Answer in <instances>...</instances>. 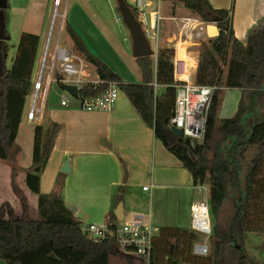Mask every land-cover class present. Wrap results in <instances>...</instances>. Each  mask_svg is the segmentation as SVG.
Masks as SVG:
<instances>
[{"label": "trees", "instance_id": "obj_1", "mask_svg": "<svg viewBox=\"0 0 264 264\" xmlns=\"http://www.w3.org/2000/svg\"><path fill=\"white\" fill-rule=\"evenodd\" d=\"M182 4L205 23H215L217 36L211 48L203 47L198 62V85L217 86L211 101L205 136L201 143L181 138L171 145L163 134L170 129L177 86L182 84L175 78L174 50L161 49L157 59L153 56L135 59L142 74L140 83H130L115 73L106 63L86 49L81 38L68 25L66 32L74 45V52L91 65L102 85H85L79 98H70L68 108L81 109L86 98L102 94L109 82L119 83L123 92L143 121L153 129L155 137L167 151L174 155L181 166L193 178V184L209 185V204L214 218L211 256L193 254L196 233L179 228H161L154 239L150 264H228L223 240L229 239L230 248L245 254L244 243L248 234L264 235V116L255 123L248 136L245 134L243 101L245 95L254 96L264 102V15L248 32L246 46L234 36L231 26V11L214 9L208 0H170ZM131 9V8H130ZM132 13L136 16L134 9ZM6 14V10L4 11ZM7 34V33H6ZM8 36V35H7ZM9 45L4 44L3 54L7 58ZM225 68V72L222 71ZM154 84L158 85L155 91ZM55 94L48 99L47 108L63 107L65 95L62 83H55ZM242 91V100L235 118L219 121L218 114L224 89ZM31 90V79L7 71L0 79V160H14L20 152L16 144L23 108ZM61 126L50 119L37 126L33 161L26 172L25 183L38 195L39 219L5 218L0 213V264H110V256L120 254L115 232L118 223L114 214L105 222L113 234L101 242H94L82 232L83 222L65 207L62 181L59 179L50 195L39 192V177L43 172ZM232 140L227 154L215 145V133ZM245 169V172L242 169ZM243 173V174H242ZM16 170H12L11 182L15 191ZM237 198V200H235ZM233 199L235 215L227 227L222 220L226 201ZM238 200H245L241 205ZM26 203L25 198H22ZM243 209V211H242ZM238 233L237 240L231 234ZM182 247L181 259L176 257ZM171 247H173L171 252ZM252 264H264L250 257Z\"/></svg>", "mask_w": 264, "mask_h": 264}, {"label": "crops", "instance_id": "obj_2", "mask_svg": "<svg viewBox=\"0 0 264 264\" xmlns=\"http://www.w3.org/2000/svg\"><path fill=\"white\" fill-rule=\"evenodd\" d=\"M208 1L214 9L231 11V26L235 39L246 46L248 32L263 18L264 0ZM68 4L69 0H65L62 6L61 15L64 16L60 21V33H65L66 26L69 25L81 38L88 52L111 68L101 57L102 50L96 47L98 41H104L103 49L107 52L112 51L113 40L109 41L112 35L104 22L110 6L109 0L95 1L90 6H81L79 1H75L69 11ZM53 6L54 0H8L5 15L6 33L10 40L7 41L9 51L5 67L14 75L29 77L31 86L39 71L42 46L47 36ZM188 17L199 19L196 15ZM207 25L211 26L209 34ZM66 34L70 50L74 51L73 42L69 34L67 32ZM217 34L218 28L215 23L204 22L202 39L192 37H184L182 41L165 39L163 47L173 49L174 61H180L181 66L185 67V74L176 78L178 81L198 85L201 48L206 42L205 39L215 38ZM175 37L179 39L178 34ZM59 38L58 35L57 41ZM12 39H15L16 43L11 44ZM179 42L186 48L183 58L177 49ZM11 54L9 68L6 63ZM87 65L92 74L95 73L94 68L88 63ZM130 75L133 76L131 73ZM98 78L95 73L93 80ZM123 79L127 81L128 78ZM140 82L131 80L130 83ZM242 96V91L238 89L223 90L219 121L235 118ZM47 102L44 115L59 124L61 129L39 177L38 187L41 194H52L61 179L65 207L86 225L105 223L111 213L115 216L117 205L123 201V221L119 222L115 216L118 226L125 223L128 211L131 220L135 215H140L159 229H191V208L202 200L203 191L193 184L192 175L181 166L179 160L156 139L153 129L143 121L123 92H120L116 106L111 112L85 111L68 107L47 108ZM260 106L263 107L259 109ZM243 108L245 134L248 136L252 126L263 119L264 102L254 96L245 95ZM40 125L42 124L30 126L28 123L32 138L34 129ZM218 144L223 153L227 154L232 140L223 139L217 130L213 149ZM66 162H69V173L62 171ZM242 171L245 172V169ZM11 172L12 170L6 171V174ZM10 181L11 179L6 190L9 193ZM146 186L149 188L144 191L143 188ZM3 188L4 186L0 184L1 202L8 198L4 196ZM32 194L38 204V195ZM232 203L234 206V201ZM132 256L137 257L136 255L126 257L134 258ZM138 258L145 262L143 258Z\"/></svg>", "mask_w": 264, "mask_h": 264}, {"label": "built area", "instance_id": "obj_3", "mask_svg": "<svg viewBox=\"0 0 264 264\" xmlns=\"http://www.w3.org/2000/svg\"><path fill=\"white\" fill-rule=\"evenodd\" d=\"M134 2V11L136 13V19L141 25V28L146 36V39L152 41L153 46L150 48L153 52V57L157 59L160 51L161 41V23L164 20L162 16V0H158V8L154 11H148V7L151 4L146 0H132ZM61 5V0H54V10L52 14V20L50 24V31L47 39V45L45 46L44 53L41 57L43 62L40 61V67L38 71V78L34 83V95L32 107L27 116L28 122L38 120L43 115L37 102L40 93L44 94L43 103L46 105V97L50 90L51 84L60 81L62 84L75 86L79 92L85 85L97 87L102 85L103 82L100 79L93 80L91 78L92 72L88 68L87 63L81 57H79L74 51L60 46L57 42L52 52H50V38L51 33L57 17H62L58 13V9ZM178 26V36L181 38L192 37L194 39H202L204 32V22L200 19L192 17L172 18ZM180 62V61H179ZM174 61L175 78H180L185 74V67ZM47 72V73H46ZM46 73V75H45ZM43 79L45 82L43 84ZM155 91L158 89V85L154 84ZM217 86L214 84L197 85L182 83L177 86L175 105L170 120V126L181 130L183 138L191 139L197 143H201L205 136V130L207 126L208 113L213 98L214 91ZM120 95L119 83L109 82L108 88L100 95L86 98L82 102L81 109L85 111H106L111 112L116 106ZM34 96L36 98L34 99ZM70 98H73L70 94L65 92L61 101V106H67ZM75 98V99H78ZM32 100V101H33ZM148 186L143 190L147 191ZM199 190L203 191L202 200L196 202L191 208V230L204 237L205 242L196 243L193 247V254L196 256H207L209 254L208 240L213 234V225L211 221V212L209 204V185H198ZM81 230L85 233L89 239L94 242L104 241L109 234H113L111 229L106 223L103 224H82ZM159 233V228L153 226L143 216L135 215L130 222L123 223L118 226L115 236L116 245L118 250L125 256L136 255L145 260L147 264H150V260L153 254L154 239Z\"/></svg>", "mask_w": 264, "mask_h": 264}, {"label": "rangeland", "instance_id": "obj_4", "mask_svg": "<svg viewBox=\"0 0 264 264\" xmlns=\"http://www.w3.org/2000/svg\"><path fill=\"white\" fill-rule=\"evenodd\" d=\"M75 1H79L81 6H90L92 5L95 1H100V0H69L68 4V11L72 8L73 4ZM127 5L131 8L134 9V2L132 0H125ZM147 3L151 4L150 7H148V11H154L158 8V0H146ZM65 0H61V5L58 9V13L61 15L63 12V4ZM110 6L108 7V14H106V20L105 26L108 31H110L112 38L109 41H112V51L107 52L103 49L104 41H98L96 47L100 48L102 50V55L101 57L105 59V61L113 68L117 73L120 75H127V77L123 78H128L127 82H131V80H137L141 81L142 80V74L141 70L139 68V65L137 64L135 58H134V53H133V39L132 35L125 25L122 15L120 14L118 10V3L117 0H109ZM54 10V6H53ZM7 13V12H6ZM53 14V13H52ZM194 15L192 12L187 10L182 4L180 3H174L173 1L170 0H162V16L164 17V20L161 23V41H160V50L164 49L166 47H163L165 39L168 38V41H173L174 39L176 41H182L184 38L179 37V39H176V34H178V26L176 22L172 21L171 19L174 17H179V18H184ZM52 20V16H51ZM60 21L61 17H57L55 20V24L51 33V38H50V52H52L54 45L58 42L60 46L66 47L68 49L71 48L69 41L67 40V34L66 31L65 33L59 31L60 27ZM50 24L47 30V36L46 39L43 43L42 46V54L41 57L44 53L45 46L47 45V39L50 31ZM207 34L211 33V26L207 25ZM58 35L60 36L59 41H57ZM66 39V40H65ZM214 38H207L205 39V43L203 44V47L206 48H211V42ZM16 43L15 39H12L11 44ZM150 46H153L152 41H149ZM171 44V43H170ZM73 48V47H72ZM201 48V49H202ZM178 52L181 54V58L184 57L185 54V47L181 42L178 43ZM11 60H12V54L9 55L7 59V66L10 68L11 67ZM40 67V66H39ZM89 68V66H88ZM90 69V68H89ZM222 71L225 72V68H222ZM128 72V73H127ZM47 73V72H46ZM45 73V75H46ZM130 73L133 75L131 76ZM38 73L36 74V77L32 83L30 93L25 101L24 108H23V113H22V118L20 122V126L18 129V136L16 139V144L21 148V154L16 156L14 160L10 161H2L0 160V171L2 172V175H0V184L4 186L3 190L5 192V200L3 199L1 202L0 201V213L5 216V218L12 217L14 219H27V220H36L39 219V214H38V209H37V201L34 195L26 188L25 185V177H26V172L29 168V166L32 164L33 161V148L35 146V132H33V138L31 134H29V129L28 123L30 126L36 125L38 123L43 124L45 120L48 118L44 115V106L43 99H44V94L41 92L39 95V98L37 99V107H39L42 111V116L40 117V114L38 115V120L33 121V122H28L27 121V116L28 113L30 112V109L32 107V100H33V95H34V83L37 80ZM95 77V73L92 74L91 78L93 79ZM45 82V79H43V84ZM55 83L51 84L50 90L48 92V96L46 97V101L52 97V95L55 94ZM43 96V99H42ZM263 105V104H262ZM263 107V106H262ZM261 106L259 109L262 108ZM44 116V117H43ZM37 127V126H36ZM35 130V129H34ZM9 170H16V178H15V185L16 187L19 188V192L17 193L15 191V187H13V184L11 182V187H10V193L9 191L7 192V186H8V181L11 179V174H6V171L9 172ZM12 173V172H11ZM9 176V180H8ZM22 198H25L26 203L22 201ZM237 200V198H235ZM233 201L230 199L227 200L226 206L223 209L222 212V220L220 223H224V225L227 227V224H229L231 218L235 215V209L233 206ZM238 203L243 205L245 204V200L241 201L238 200ZM243 211V209H242ZM131 214L126 211V218L124 222H130ZM212 225L214 227L215 221L214 218H211ZM190 231H192L190 229ZM193 232V231H192ZM197 236V241L196 243H203L205 242L204 237L196 234ZM229 236H232L237 240L238 233L231 234ZM209 245V254L207 256H201V257H208L211 256L212 253V242H213V237H210L209 240L207 241ZM223 245H225V249L227 252V261L228 264H252V261L250 257H255L258 260L262 261L264 260V235L260 234H248L247 238L244 243V249L246 253L243 255L234 249L230 248V245L232 244L229 239L223 240ZM182 247H179V250L176 253V257L178 259H181L183 252H182ZM111 263L110 264H142L143 262L141 261L140 258L132 256L131 257H126L122 256L120 254H113L111 255ZM163 259L162 264H164V261L166 260V255H162ZM143 264H147L144 262ZM161 264V263H160Z\"/></svg>", "mask_w": 264, "mask_h": 264}, {"label": "water", "instance_id": "obj_5", "mask_svg": "<svg viewBox=\"0 0 264 264\" xmlns=\"http://www.w3.org/2000/svg\"><path fill=\"white\" fill-rule=\"evenodd\" d=\"M118 10L122 15V19L129 29L132 39H133V53L134 58H144L153 56V52L149 46V43L146 39V36L141 28V25L137 21L135 15L132 13L130 7L127 5L125 0H117ZM8 7V0H0V79L5 77L6 75V67L5 60L6 56L3 54L4 52V44L9 41V37L6 34V15L5 10ZM62 88L65 92L73 96L74 98H78V90L75 86H70L66 84H62ZM163 134L167 141L173 145L179 139L183 138V133L181 130L176 129L175 127H171L170 129H163ZM62 171L65 173L70 172L69 162H66ZM115 216L117 217L119 222H122L124 219V204L123 201H120L115 210ZM173 247H171L172 252Z\"/></svg>", "mask_w": 264, "mask_h": 264}, {"label": "bare ground", "instance_id": "obj_6", "mask_svg": "<svg viewBox=\"0 0 264 264\" xmlns=\"http://www.w3.org/2000/svg\"><path fill=\"white\" fill-rule=\"evenodd\" d=\"M43 62V59L41 60V63ZM36 98V96H34V99ZM33 103H34V100H33Z\"/></svg>", "mask_w": 264, "mask_h": 264}]
</instances>
